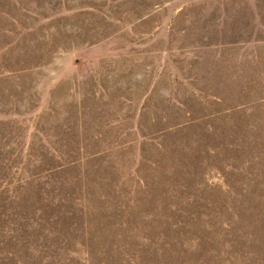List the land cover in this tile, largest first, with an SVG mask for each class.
<instances>
[{"label":"rangeland","instance_id":"rangeland-1","mask_svg":"<svg viewBox=\"0 0 264 264\" xmlns=\"http://www.w3.org/2000/svg\"><path fill=\"white\" fill-rule=\"evenodd\" d=\"M0 264H264V0H0Z\"/></svg>","mask_w":264,"mask_h":264}]
</instances>
